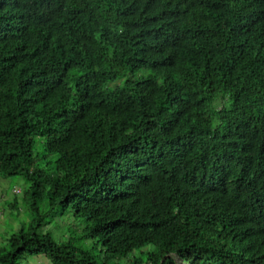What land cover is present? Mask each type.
<instances>
[{
	"label": "trees",
	"instance_id": "obj_1",
	"mask_svg": "<svg viewBox=\"0 0 264 264\" xmlns=\"http://www.w3.org/2000/svg\"><path fill=\"white\" fill-rule=\"evenodd\" d=\"M0 177V264H264V0H0Z\"/></svg>",
	"mask_w": 264,
	"mask_h": 264
},
{
	"label": "rangeland",
	"instance_id": "obj_2",
	"mask_svg": "<svg viewBox=\"0 0 264 264\" xmlns=\"http://www.w3.org/2000/svg\"><path fill=\"white\" fill-rule=\"evenodd\" d=\"M35 141L34 152L35 154L41 155L42 147L38 143V140L35 139ZM51 159L54 160L55 157L52 156ZM26 190L27 184L22 179H2L0 177V247L5 244L11 234L17 232L23 226L27 227L30 222L31 213L28 202H25L22 198ZM16 195L18 196L15 197ZM14 200H17V203L20 204L18 211L15 213L12 208L8 207L9 204L15 202ZM46 221L42 231H48L57 242L64 241L67 236H77L82 228V223L74 221L70 212L64 213L62 216L49 220L48 222ZM144 250H147V248ZM131 259L129 258V260L124 261L123 264H128V262H131ZM21 264L51 263L44 256L40 255L25 257L21 261ZM116 264L120 263L116 262Z\"/></svg>",
	"mask_w": 264,
	"mask_h": 264
},
{
	"label": "clouds",
	"instance_id": "obj_3",
	"mask_svg": "<svg viewBox=\"0 0 264 264\" xmlns=\"http://www.w3.org/2000/svg\"><path fill=\"white\" fill-rule=\"evenodd\" d=\"M14 193V192H13ZM1 213V212H0Z\"/></svg>",
	"mask_w": 264,
	"mask_h": 264
}]
</instances>
